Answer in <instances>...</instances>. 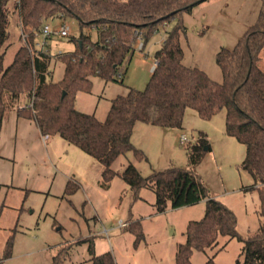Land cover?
Returning <instances> with one entry per match:
<instances>
[{
  "label": "trees",
  "instance_id": "obj_1",
  "mask_svg": "<svg viewBox=\"0 0 264 264\" xmlns=\"http://www.w3.org/2000/svg\"><path fill=\"white\" fill-rule=\"evenodd\" d=\"M203 1L206 0H0V132L8 110L15 108L18 116L34 119L42 134L59 135L100 161L104 165L100 180L104 187L120 176L136 197H140L143 188H150L155 193L157 212L205 200L204 216L189 221L186 240L177 246L176 264H193L195 250L207 252L216 247L217 251L204 264H219L216 254L227 245V241L220 245L223 237L238 238L244 243V257L235 264H264V68L260 65L264 49V0L258 19L237 43L233 47L222 46L217 52L216 61L223 73L221 82L212 79L205 70L184 63L181 38L187 27L183 13L191 12ZM14 13L19 15L24 43L6 67L9 25ZM56 17L77 20L81 34L70 37L75 50L53 55L49 41L44 47L38 45V35L45 23ZM172 19L177 22L155 52L157 65L144 88L130 86L126 94L112 98L105 120L76 108L78 92L92 91L93 76L123 81L124 70L136 51V32L141 33L144 48ZM88 26L96 28L94 39L82 32ZM54 57L65 64L59 80L52 78ZM23 96L30 103L20 107ZM188 108L197 110L205 119L225 110L226 133L246 145L242 167L251 174L252 187L258 190L260 198L261 222L256 233L248 236L239 233L234 210L210 194L193 167L172 166L149 175L142 174L133 163L122 172L112 168L115 160L128 152L139 160H148L146 153L132 141L137 122L164 128L182 127ZM189 149L196 165L201 159L200 152L210 149L207 134L202 132ZM75 184L69 181L66 193L75 192ZM130 229L139 238L144 237L140 222H133ZM13 236L8 237L0 260L12 256ZM89 251L90 264H117L110 251L97 254L93 242ZM69 253V247L63 245L49 264H66Z\"/></svg>",
  "mask_w": 264,
  "mask_h": 264
},
{
  "label": "rangeland",
  "instance_id": "obj_2",
  "mask_svg": "<svg viewBox=\"0 0 264 264\" xmlns=\"http://www.w3.org/2000/svg\"><path fill=\"white\" fill-rule=\"evenodd\" d=\"M261 6L262 0H206L191 12H184L187 27L181 38L184 63L205 70L212 79L221 82L223 73L216 61L217 52L222 46L233 47L237 43L258 19ZM63 20L56 17L49 22L56 27ZM66 20L79 35L78 21L70 17ZM176 22L172 19L161 27L143 49L136 47L122 82L93 76L92 91L78 93L76 108L97 112L105 120L112 98L126 94L130 86L144 88L152 74L155 52ZM9 30L6 67L24 43L18 13L12 15ZM49 42L53 55L76 48L69 37L56 33ZM261 56L260 65L264 68V49ZM64 68V62L54 57L52 78L61 79ZM15 111V108L8 110L3 138L0 135V257L8 237L14 235L13 254L0 260V264H49L63 245L70 252L66 264H90L91 242L97 254L110 251L117 264H176L177 246L186 240L189 221L204 216L205 200L157 212L153 190L143 188L141 196L136 197L120 176L114 177L108 187L102 186L104 165L100 161L59 135L42 134L34 119L28 122L25 133L23 127L16 129L12 118ZM168 129L171 130L165 139H160L159 132L138 131L139 143L147 144L148 151L141 149L148 160L139 161L128 152L120 155L112 168L122 172L133 163L142 174L149 175L172 166L193 167L210 194L234 210L239 233L243 236L256 233L261 222L259 192L252 187L251 174L242 167L246 145L226 133L225 110L205 119L197 110L188 108L183 126ZM202 132L207 134L210 149L200 152V162L195 165L189 146L199 140ZM182 134L187 141H181ZM69 181L77 186L72 194L66 193ZM121 220L128 222V226H121ZM133 222H140L143 238L131 231ZM226 241L225 248L216 254L218 263L235 264L238 258L242 260L243 241L223 237L220 245ZM217 249L195 250L192 263L204 264Z\"/></svg>",
  "mask_w": 264,
  "mask_h": 264
},
{
  "label": "built area",
  "instance_id": "obj_3",
  "mask_svg": "<svg viewBox=\"0 0 264 264\" xmlns=\"http://www.w3.org/2000/svg\"><path fill=\"white\" fill-rule=\"evenodd\" d=\"M19 1V0H16ZM64 19V18H62ZM83 34L85 35H92V33L96 34V28L94 26H88L85 27L82 30ZM56 33L61 37H72V36H76V33L73 30V26L72 24L64 19L63 21H61L60 24H58L56 27L53 26L50 22H46L45 25L42 28V31L39 33V42L38 45L41 47H44L48 44V39L47 37H52V35ZM81 34V31L79 33V35ZM137 36H136V40H135V46L139 47L140 49L143 48V38L141 33L136 32ZM78 36V35H77ZM157 65V60L155 59L154 63H153V69L155 68V66ZM119 77H121V74H118ZM181 141L185 142L187 141V136L185 134H182L180 136ZM121 226H128V222L121 220L120 221Z\"/></svg>",
  "mask_w": 264,
  "mask_h": 264
},
{
  "label": "crops",
  "instance_id": "obj_4",
  "mask_svg": "<svg viewBox=\"0 0 264 264\" xmlns=\"http://www.w3.org/2000/svg\"><path fill=\"white\" fill-rule=\"evenodd\" d=\"M155 59H156V57L154 58V61H155ZM154 61L152 62V71H153V63H154ZM77 96H78V94H77ZM29 103H30L29 102V99L26 96H23L21 98V100H20L19 106L20 107H23V106H25V105H27ZM89 113H95L96 114L97 112H89ZM96 116L101 120V118L98 115H96ZM12 118H13V121H14L15 128L18 129L19 126L20 127H23V129H24L23 132L24 133H25V129L27 127L28 122H30L32 120V118H29V117L18 116V114H17L16 111L13 113ZM6 123H7V114L5 116V119H4V122H3V126H2V129H1V132H0V135H1L2 138H3V130H4L5 126H6ZM149 125H152V124H148V123H144V122H137L136 125H135V127H134L133 134H132V141H133V143L136 146H138L139 148L144 149L145 151H148V150H146L147 149L146 148L147 147L146 146L147 144L144 143V142L143 143H139L138 138H137V134H138L137 132L138 131H155V132H159L158 135L160 136V139L161 138L162 139H165V135L166 134H169V132L171 130V129H168V128H165L164 129V127H163V129H154L155 127H148ZM153 126H156V125H153ZM137 160H139V159H137ZM139 161H142V160H139Z\"/></svg>",
  "mask_w": 264,
  "mask_h": 264
}]
</instances>
